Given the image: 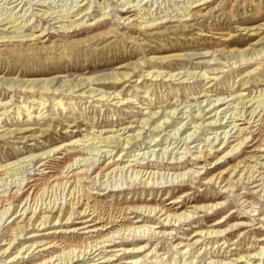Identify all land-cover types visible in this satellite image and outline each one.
Instances as JSON below:
<instances>
[{
  "label": "rangeland",
  "instance_id": "obj_1",
  "mask_svg": "<svg viewBox=\"0 0 264 264\" xmlns=\"http://www.w3.org/2000/svg\"><path fill=\"white\" fill-rule=\"evenodd\" d=\"M3 104L0 196L21 199L0 216V264H264V0H0ZM242 118L255 134L225 157ZM110 157L121 170L97 176ZM70 170L90 177L55 185Z\"/></svg>",
  "mask_w": 264,
  "mask_h": 264
},
{
  "label": "bare ground",
  "instance_id": "obj_2",
  "mask_svg": "<svg viewBox=\"0 0 264 264\" xmlns=\"http://www.w3.org/2000/svg\"><path fill=\"white\" fill-rule=\"evenodd\" d=\"M255 55H257V53H253V55L252 56H255ZM184 58V56L183 55H178V56H175V57H171V58H169V59H183ZM163 60H166V59H163ZM151 61H156V62H159V61H161V58L160 59H152ZM140 64H134V67H133V71H135L136 69H137V66H139ZM157 65V64H156ZM185 75V73H183V72H181L180 74L178 73V75L177 76H180L181 77V75ZM131 75V73H128V74H126V76L124 75V76H120V75H109V76H105V77H100V78H98V79H96V80H94V82H84V83H81V84H78V85H73L72 87H70V89H69V92L71 93V92H75V90L77 89V90H83L84 88H82V89H80V87H82V85L84 86L85 84H87V87L86 88H88V87H90V89L87 91V93L89 92V93H91L92 95L94 94V93H97V91L98 90H96V89H93L92 88V86L93 85H100V84H104L106 81L107 82H111V83H116V84H118V83H120L121 81H124V80H128L129 79V76ZM149 75H151L152 77H155V75H157L156 76V78H160V77H168V78H171V79H174V78H176V74H172V73H168V74H163V73H161V72H150L149 73ZM183 75V76H184ZM191 75V74H190ZM193 75V74H192ZM187 77V76H186ZM207 77V74H203L202 75V78H206ZM188 78V77H187ZM193 78H194V76H193ZM170 79V80H171ZM178 79V78H177ZM182 79V78H181ZM189 79H191V78H189ZM188 80V79H187ZM55 81H56V78H53V79H51V80H49V81H47L45 84L47 85H44L43 86V88L46 86L47 88H45V91H47V92H49V90H50V88H48V86H50V85H52V84H54L55 83ZM6 82V81H5ZM5 82H3L2 84H5ZM59 82V81H58ZM58 82L56 83V84H58ZM37 82H31V81H29V82H24L23 83V89L24 90H30V91H33L34 92V94L36 93L35 91H34V87L32 86V85H35ZM79 83V82H78ZM17 84V83H16ZM15 84V85H16ZM40 84H42V83H40ZM69 84L71 85V83H66V84H64L65 86L64 87H66V86H69ZM93 84V85H92ZM83 93H85L86 94V92H83ZM37 94V93H36ZM112 95H116V94H112ZM116 96H118V95H116ZM106 97V96H105ZM104 98V97H103ZM110 98V97H109ZM208 98V97H207ZM120 101H123V99H121ZM119 101V102H120ZM243 103V102H242ZM246 103V102H245ZM245 103H244V105L243 106H245ZM40 105L41 106H43V105H45V104H43V103H40ZM2 106V109H0V110H5V112H4V114L5 113H7V110H6V108H4V107H6L7 105L6 104H3V105H1ZM224 110V109H223ZM255 111V110H254ZM250 113V112H249ZM253 111L250 113V117H251V115L253 116ZM153 115H155V113H152V116ZM260 115V114H259ZM1 116L2 115H0V121H1ZM169 116V115H168ZM245 116V115H244ZM247 116V115H246ZM257 116V115H256ZM167 117V116H166ZM241 117V116H240ZM170 119V118H169ZM249 119V118H248ZM247 119V121H246V119H244L243 120V118L241 119L242 121H245L244 123H242V124H239V125H235V127L231 130V132H229V134H232L233 132V130H235V129H237V130H235L236 132L234 133V135H236V140L234 141L235 143H237V145L235 146V147H233L232 148V150L231 151H228L226 154H225V157H229V156H231V154H232V152H236V151H238V150H240L241 148H242V146L245 144V143H247L248 142V140H249V138L252 136V135H254L255 134V132H254V130H252V126H250L249 127V125H250V123H249V121L250 120H248ZM252 119V118H251ZM261 119V118H260ZM259 119V120H260ZM257 120V119H256ZM255 121V120H254ZM261 121V120H260ZM256 122V121H255ZM262 122H264V121H262ZM139 123V122H138ZM213 123H215V122H213ZM234 123V122H233ZM162 125L164 124V123H161ZM167 123H166V121H165V125H166ZM212 124V123H211ZM235 124V123H234ZM146 125V124H145ZM214 125V124H213ZM223 125V124H222ZM246 125H248V126H246ZM263 125V124H262ZM161 128V127H160ZM230 128H232V127H230ZM228 131H230V130H228ZM227 132V131H226ZM228 133L227 134H225L226 136H225V138H224V141L222 142V143H220L222 146H219V148L218 149H216L215 150V148H214V150H209V152L210 153H208V154H206V156L204 157H201V158H199V157H197V158H199V159H197V160H199L200 162H207V160H209V159H211L216 153H218V154H221V153H224L225 151H227V149L228 148H231V142H229L230 141V139L231 138H233V134L232 135H230L231 137L229 138L228 137V135H229ZM116 139V138H115ZM109 138H106L105 139V142L104 143H107V144H109L110 142H109ZM112 140H114V139H112ZM117 140V139H116ZM118 140H120V139H118ZM133 140V139H132ZM234 142H232V143H234ZM116 143H118V142H114L113 143V141H112V144H116ZM123 144V143H122ZM118 146H119V144H117ZM121 146V145H120ZM213 146V145H212ZM208 151V150H207ZM122 155V154H121ZM43 156H45V155H43ZM47 156V155H46ZM224 157V158H225ZM195 158V157H194ZM47 159H49V157L47 158ZM47 159H41V161H40V163H39V169H38V171L39 170H41V171H44V170H46V169H49L50 168V161H48ZM112 157H110V158H108L105 162V164L104 165H98L97 167H96V169H98L97 171H96V173H97V176H102V175H104V174H108V173H110V172H112V173H116V171L117 170H121V168H120V166H121V164L123 163L122 162V159H120V158H117V159H112ZM79 164V163H78ZM75 166V165H74ZM94 166V165H93ZM92 166V167H93ZM89 167H90V165H89ZM125 167V166H124ZM126 168V167H125ZM95 169V170H96ZM94 170V171H95ZM123 170H125V169H123ZM135 170V169H134ZM86 171V170H85ZM70 173H73V171L72 170H70V171H66V172H64V174H62V175H58L55 179H54V182H55V185H56V183H58V182H60L61 180L63 181V180H65V179H69V175H70ZM142 174V173H141ZM140 174V175H141ZM146 175L145 176H147V174L148 173H145ZM144 175V174H143ZM150 175V174H149ZM233 175V174H232ZM71 176V175H70ZM96 176V177H97ZM105 176H107V175H105ZM155 176V175H154ZM87 177H90V174H89V172L87 171L86 173L83 171V172H74L73 174H72V176L70 177L71 178V180L74 178V179H76V180H82V179H84V178H87ZM92 177V176H91ZM139 177V176H138ZM236 177H237V175H236ZM95 179H97V178H95ZM147 179V178H146ZM215 179V176H213L210 180H209V182H212L213 180ZM36 180L37 179H33V178H31L30 179V182L29 183H32V182H36ZM70 180V181H71ZM142 180H143V177H142ZM69 181V180H68ZM75 181V180H74ZM66 182V181H65ZM72 182V181H71ZM146 182H148V180L146 181ZM146 182H144V184L146 183ZM70 183V182H69ZM143 183V182H142ZM53 183H49L48 185L50 186V185H52ZM60 184V183H59ZM54 185V186H55ZM149 185V184H148ZM154 186V185H153ZM34 186H30V189H32ZM150 187V186H149ZM151 188H153V187H151ZM21 192V191H20ZM1 194V193H0ZM20 193L17 191V192H15L14 194H11V196L9 197L8 196V198H6L5 196H0V210H2V211H0V216L1 217H5V215L8 213V212H10V209H11V206L13 205L14 206V203L15 202H18L20 199H21V197H20V195H19ZM186 196V195H185ZM81 201V200H80ZM6 202H10V208H6ZM179 201H173L172 203H178ZM24 203V202H23ZM22 203V204H23ZM80 203L81 202H75V203H73V204H70L69 206H70V208L72 209L71 210V212L69 213V216H68V218H67V220H66V223H64V225L63 226H69V221L75 216V214H77L78 212L77 211H75L74 209H73V207H74V205H80ZM27 207H28V203H27ZM20 208V207H19ZM55 208V207H54ZM89 206H87V208H85L84 210H82L81 212H80V214H83L84 213V216L86 215V213H87V211L89 210ZM23 209H24V207H23ZM50 209V208H49ZM25 210H26V208H25ZM55 210V209H54ZM158 210V208H155V209H149V214H152L153 212H156ZM164 209H160L159 210V213H162V214H168V216H167V218L165 219V220H168V218H171L172 216H175V215H172L170 212H169V210H167V212L166 213H164ZM33 212V211H32ZM37 212V211H36ZM63 212V211H62ZM48 213H53V211L51 210L50 212H48ZM94 213H96V210H94L93 211V214ZM158 213V214H159ZM25 214H26V212H24V214L22 215V217L23 218H25ZM35 212H34V214H32V216H31V219H30V221H32L33 220V218L35 217ZM157 214V215H158ZM83 216V215H82ZM90 214L88 213V215H87V217L88 218H86V219H84V220H82V223L81 224H84V226L81 228V229H89L92 225L90 224L93 220L92 219H90ZM163 216V215H162ZM178 218H180V217H178ZM36 219V218H35ZM49 219H50V216H43L42 217V219H41V222H40V225H39V227L38 228H40V227H43V226H45L47 223H50L49 222ZM62 219H61V215L57 218V220H56V222H55V224H54V227L56 228L57 227V223L59 222V221H61ZM145 220L146 219H144V218H137V220L135 221V224H140V223H143V222H145ZM128 223H130V221H127ZM171 222V221H170ZM37 224V223H36ZM35 224V225H36ZM219 225V224H218ZM59 226H61V224L59 225ZM38 228H37V230H38ZM108 228H113V227H109V226H107V229ZM63 229H65V228H63ZM114 229V228H113ZM130 229H131V231L132 232H134V234L136 235L137 233L136 232H138V230H141L142 229V227L141 226H138V227H136L135 225H132L131 227H130ZM100 229H98L97 231H99ZM123 230H121V231H118V233H120V232H122ZM124 231H128V230H124ZM23 232V231H22ZM67 232H69V233H71V232H73V231H68V229L67 230H59V229H57L56 231H54V232H52V234H56V233H67ZM92 232H96V230H89V231H87V233H92ZM106 232V231H105ZM36 234V233H35ZM35 234H32L33 235V237H35ZM49 234H51V233H49ZM141 232H140V236H141ZM124 235H125V233H124ZM134 235V236H135ZM130 236V235H129ZM129 240V239H128ZM106 242H109V241H106ZM123 244L125 245V244H127L128 245V243H126V242H123ZM12 245H14V241H12V240H10L9 241V244H8V247L4 250V252L2 253V257L1 258H3L4 257V255L5 254H11V253H9V250H10V248L12 247ZM97 246H94V248H96ZM93 248V247H92ZM45 249H43V251H44ZM85 251V250H84ZM97 252V251H96ZM96 252H94L92 255H95L96 254ZM86 254V253H85ZM87 255V254H86ZM101 255V254H100ZM11 259V261L13 260V258H10ZM10 259H8L9 261H10ZM69 261H70V259H69ZM14 262V261H13ZM132 263H137V261H135V262H132ZM68 264V263H67Z\"/></svg>",
  "mask_w": 264,
  "mask_h": 264
}]
</instances>
